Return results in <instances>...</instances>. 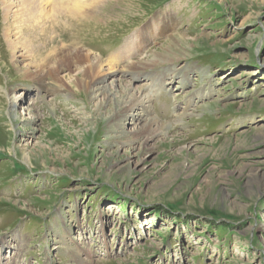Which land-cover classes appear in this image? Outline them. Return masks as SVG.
<instances>
[{
	"label": "rangeland",
	"instance_id": "obj_1",
	"mask_svg": "<svg viewBox=\"0 0 264 264\" xmlns=\"http://www.w3.org/2000/svg\"><path fill=\"white\" fill-rule=\"evenodd\" d=\"M85 3L24 34L56 50L40 90L0 0V264H264V0ZM97 61L115 68L103 95L76 84ZM171 68L187 79L157 93L146 74ZM115 89L150 92L156 137L139 113L106 136L100 114L130 101Z\"/></svg>",
	"mask_w": 264,
	"mask_h": 264
},
{
	"label": "bare ground",
	"instance_id": "obj_2",
	"mask_svg": "<svg viewBox=\"0 0 264 264\" xmlns=\"http://www.w3.org/2000/svg\"><path fill=\"white\" fill-rule=\"evenodd\" d=\"M1 1L5 8V13H4L5 20L9 22L8 25L6 23V26L8 28L5 29L4 38L5 41L7 42L8 48L11 50L14 62L18 64V62H20L21 60H27V61L29 60L34 68L35 67L39 68V72H35L33 73V76L32 75L31 76L33 79H35V81L38 82L39 89L42 90L43 80H41L38 74L41 72V70L44 72L45 70L44 67H46L49 63L48 59L52 57L53 54H55L56 50L51 47V49L47 50V52L44 53L43 55L41 54L35 55L34 51L30 49L29 46L30 41H28L29 39L25 40L24 34L29 32L31 33V31H34V34H37L36 33L37 31L40 34H44L46 29L48 28H49L48 31H51L53 30V26L56 25L54 21L55 17L65 16L62 18H66V15L70 17H74V16L78 17L80 16L79 15L81 13L80 11L83 10L88 5V4L86 5L85 2H90L92 5L94 3H97L99 0H89V1L87 0H1ZM55 14L57 16H54ZM28 35L30 36L31 34H27V36ZM28 47L30 50L28 49ZM35 58L37 59L35 60ZM18 59L20 61H18ZM155 61L156 63L151 64L152 66L155 64L158 65L161 64L160 62H162L163 60L161 58H157ZM60 64L63 65V67L65 64L70 69L68 62L61 60ZM111 65L110 63L108 62L106 63L103 61H97V63L91 62L89 71L84 74V77L81 79L82 81L80 80V83H78L79 81L77 80L76 84L84 85V87L87 90L94 88V92H93L94 94L103 95L102 89L107 88L105 84L106 75L107 73H112V71L115 69L113 68L114 66L112 65L113 66L112 67ZM148 66L149 65H145L144 63L142 64L141 62L138 63V65H130L127 66L125 69H122L120 75L125 76L126 74H131V75L139 76L140 72L144 68L147 69ZM60 69H61L60 66L57 65V67L55 66L54 70L52 71L46 70V72L48 73V75H52L54 77L59 78L58 72ZM20 71H22L26 75L30 74L27 66L20 68ZM171 71H173L172 68L163 70L159 73L154 74L153 76L151 74H146L148 77L147 81L153 80V82H157L155 84L157 88L156 90L157 93L160 90L164 89L165 86L171 85L177 79L180 80L181 82H185V80L187 79L185 73L183 74L181 72L179 74H174V71L173 72ZM93 75L94 78L93 79L90 78ZM121 88L123 89L122 86L119 87L120 90ZM150 95H151L150 92L147 93L146 90L143 91L137 90V93L132 94L131 96L130 94H119L118 91L114 92V94L112 93L110 99H107L106 102L107 101L111 103L113 102L114 105L118 106L123 100V98H127L130 101L128 102V105H126L125 107L117 109L116 112L113 114V117H111L109 113H107V115L100 114V116H103L102 120L105 122L106 136L109 137L114 136L115 138H119V139L125 138L127 134L122 132L124 129L123 128L124 122L127 121V119L129 118L131 119L138 118V113H139L140 114L139 116H144V118L150 119L149 120L150 124L149 125L141 124V126L139 127L141 131L138 136H143L144 142H147L148 140L156 137L159 131L158 130L159 124L158 121L155 118H153L150 114V108L152 106L151 105L152 97ZM12 102L16 103V100L13 99ZM99 111L101 110L99 109ZM23 155L26 161L31 162V158L29 154L23 153Z\"/></svg>",
	"mask_w": 264,
	"mask_h": 264
}]
</instances>
